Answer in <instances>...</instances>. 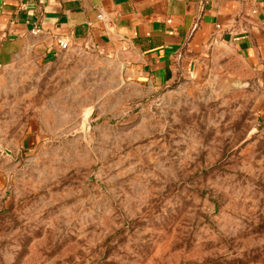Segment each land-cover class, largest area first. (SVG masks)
<instances>
[{"label": "rangeland", "instance_id": "1", "mask_svg": "<svg viewBox=\"0 0 264 264\" xmlns=\"http://www.w3.org/2000/svg\"><path fill=\"white\" fill-rule=\"evenodd\" d=\"M32 46L0 68V264H264L263 88L236 53L154 88Z\"/></svg>", "mask_w": 264, "mask_h": 264}, {"label": "crops", "instance_id": "2", "mask_svg": "<svg viewBox=\"0 0 264 264\" xmlns=\"http://www.w3.org/2000/svg\"><path fill=\"white\" fill-rule=\"evenodd\" d=\"M59 40L121 54L154 88L202 74L228 49L264 98V0H0V68L32 45L61 50Z\"/></svg>", "mask_w": 264, "mask_h": 264}, {"label": "built area", "instance_id": "3", "mask_svg": "<svg viewBox=\"0 0 264 264\" xmlns=\"http://www.w3.org/2000/svg\"><path fill=\"white\" fill-rule=\"evenodd\" d=\"M98 17H102V15L99 14ZM59 44L62 48H66L68 46V43L64 40H59Z\"/></svg>", "mask_w": 264, "mask_h": 264}]
</instances>
